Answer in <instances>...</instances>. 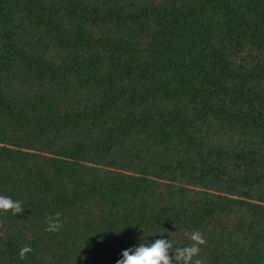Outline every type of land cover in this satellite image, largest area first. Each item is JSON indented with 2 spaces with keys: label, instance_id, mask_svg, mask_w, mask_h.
<instances>
[{
  "label": "trees",
  "instance_id": "16d2710c",
  "mask_svg": "<svg viewBox=\"0 0 264 264\" xmlns=\"http://www.w3.org/2000/svg\"><path fill=\"white\" fill-rule=\"evenodd\" d=\"M0 195V264H264V0H0Z\"/></svg>",
  "mask_w": 264,
  "mask_h": 264
},
{
  "label": "clouds",
  "instance_id": "9594fccd",
  "mask_svg": "<svg viewBox=\"0 0 264 264\" xmlns=\"http://www.w3.org/2000/svg\"><path fill=\"white\" fill-rule=\"evenodd\" d=\"M24 211L21 201L0 195V214L6 215L10 212L13 216H19ZM61 216V212L48 216L45 231L59 232L62 228ZM182 237L189 243L174 246L172 239H156L152 243H145L144 237H141L138 246L122 251V258L117 260L116 264H174V261L175 264H207V259L200 255L202 246L206 244L204 235L199 230L184 229ZM30 252H32L31 247H22L19 250L20 259H26ZM170 253H174V256Z\"/></svg>",
  "mask_w": 264,
  "mask_h": 264
}]
</instances>
